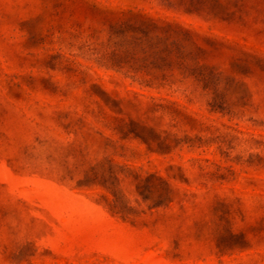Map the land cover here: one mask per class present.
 I'll list each match as a JSON object with an SVG mask.
<instances>
[{"label":"rangeland","instance_id":"374dc122","mask_svg":"<svg viewBox=\"0 0 264 264\" xmlns=\"http://www.w3.org/2000/svg\"><path fill=\"white\" fill-rule=\"evenodd\" d=\"M0 264H264V0H0Z\"/></svg>","mask_w":264,"mask_h":264}]
</instances>
